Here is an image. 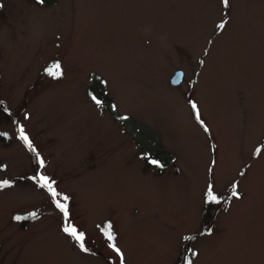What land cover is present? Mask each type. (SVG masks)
<instances>
[{
  "label": "rangeland",
  "instance_id": "1",
  "mask_svg": "<svg viewBox=\"0 0 264 264\" xmlns=\"http://www.w3.org/2000/svg\"><path fill=\"white\" fill-rule=\"evenodd\" d=\"M4 181L0 264H264V0H0Z\"/></svg>",
  "mask_w": 264,
  "mask_h": 264
},
{
  "label": "snow or ice",
  "instance_id": "2",
  "mask_svg": "<svg viewBox=\"0 0 264 264\" xmlns=\"http://www.w3.org/2000/svg\"><path fill=\"white\" fill-rule=\"evenodd\" d=\"M39 2H42V0H39ZM224 3L225 4H228V0H224ZM219 27L220 28H223L224 25L221 24V25H219ZM55 68L57 70H59L60 69V65L59 64H56L55 65ZM50 74H53V73L50 72ZM54 75H60V72L57 71L56 73H54ZM93 99L97 103V105L99 106L100 101L96 100L95 97H93ZM192 107L195 110L196 105L193 104ZM196 115H197V119H199V113H197ZM21 138L25 141V143L27 144V146L29 148H32L31 141L29 140V138L27 137V135L24 134V130L22 128H21ZM32 150L35 151L34 148ZM39 163H40L41 166H43L44 161L41 159V160H39ZM153 163L156 164L157 162L156 161H153ZM40 181L42 182L41 186L42 187H46L48 189V191L50 192L51 196L55 200V198L59 194L57 193V191L55 190V188H53V183L54 182H49V178L46 177V176H41L40 177ZM7 184H8V182L7 181H4V182L0 183V186H5ZM207 196H208V199L211 200V201H216L217 200V197L212 194L211 190H209ZM233 196H238V193H236L235 191H233ZM63 199L65 201H67L68 197L67 196H64ZM55 203H56V206L64 213V215L67 216L68 215L67 204L66 203H61L59 200H55ZM32 215H35V213H33ZM15 219L21 220V219H24V217L17 216V217H15ZM64 231L66 233H68L70 236H72L79 243V246H80V248H81L82 251H88V249L85 248V246H84V233L78 232L77 229L74 228V227H65L64 228ZM105 235L107 236L108 240H110V241L114 239V236H113V234L111 232V225H108L107 229H105ZM110 247L114 248V250L117 252V254L121 256V264H123V254L121 253L120 249L117 248L114 244L110 245Z\"/></svg>",
  "mask_w": 264,
  "mask_h": 264
},
{
  "label": "water",
  "instance_id": "3",
  "mask_svg": "<svg viewBox=\"0 0 264 264\" xmlns=\"http://www.w3.org/2000/svg\"><path fill=\"white\" fill-rule=\"evenodd\" d=\"M183 77H184L183 71H181V70H177V71L173 74V76L171 77V79H170V84H171L172 86H177V85H179V84L182 82Z\"/></svg>",
  "mask_w": 264,
  "mask_h": 264
},
{
  "label": "trees",
  "instance_id": "4",
  "mask_svg": "<svg viewBox=\"0 0 264 264\" xmlns=\"http://www.w3.org/2000/svg\"><path fill=\"white\" fill-rule=\"evenodd\" d=\"M34 1H36V2H39V0H34ZM51 1L52 0H42V2H39V3H42V4H49V3H51ZM223 196H219V198L216 200L217 201V203L216 204H219V203H222V201H223ZM211 208H209V210H208V215L210 216V214H211ZM25 217V216H24Z\"/></svg>",
  "mask_w": 264,
  "mask_h": 264
}]
</instances>
